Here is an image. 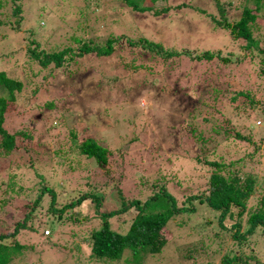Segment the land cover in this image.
Wrapping results in <instances>:
<instances>
[{"label": "rangeland", "instance_id": "obj_1", "mask_svg": "<svg viewBox=\"0 0 264 264\" xmlns=\"http://www.w3.org/2000/svg\"><path fill=\"white\" fill-rule=\"evenodd\" d=\"M14 1L1 0L0 70L23 65L30 38L38 42L39 50L59 51L70 45L73 52L79 51L78 36L83 40L94 38L100 44L110 34L124 38L117 40L110 55L73 56L60 68L49 64L35 78H29L31 94L26 96L23 92L12 101L14 109L7 117L8 126L31 131L33 150L29 151L36 160L29 167L24 152L0 157V224L18 220V206H22L26 196H33L41 184L53 186L58 192L54 204L57 208L70 201V193L85 190L88 178L102 180L106 175L96 168V162L77 155L73 146L88 136L107 149V158L117 169L111 183L128 198H144L149 193L142 188L144 182L159 178L166 181L179 206L191 207L187 195L198 193L207 176L216 171L215 166L201 159L205 154L217 162L218 155L239 159L240 163L232 165L251 173L258 182L264 177L263 54L255 46L246 49L245 39L233 37L229 27L218 23L235 22L244 0H219L222 12L216 0L138 1L139 6H151L148 10L133 9L126 0ZM16 4L21 21L14 30L16 16L12 8ZM166 6L167 10L156 12ZM263 13L258 12L250 24L253 36L264 37V17L259 15ZM26 29L30 38L24 36ZM128 37L132 41L145 38L153 48L123 44ZM258 39L264 49V38ZM159 48L174 54L156 55ZM203 51L216 56L201 60L192 57ZM222 58L228 60L224 62ZM31 69L36 71V66ZM15 76L24 80L19 77L21 74ZM239 91L247 92L249 97ZM186 122V132L179 129L177 135L174 126ZM192 127L196 134L211 136L210 141L201 140L203 151L190 138ZM233 129L240 136H248L257 148L240 140ZM248 152L253 153L252 160ZM10 165L15 176L20 175V184L30 176L38 179L36 169L43 173V180L25 190L26 186L18 189L14 185V197H9L4 192L8 187L4 180L12 178ZM228 171L219 169L224 175ZM262 185L258 184L251 194L249 204L260 195L259 190H264ZM105 190L102 209L118 206L114 190L109 186ZM86 204L54 213L48 209L47 195L28 218L29 227L18 232L22 255L10 264H133L125 262L128 249L117 260H97L90 255L88 237L100 219L92 205ZM192 204L193 210L177 213L168 220L162 229L167 241L160 252L134 253L135 257L131 253L132 261L196 264L211 256L210 261L218 264L232 240L215 226L216 218L202 202L195 199ZM132 215L129 211L114 216L110 225L125 231L126 219ZM207 219L211 221L208 223ZM214 231L219 232L220 239H213ZM203 243L210 244L206 258L194 257L200 252L194 249ZM213 247L217 249L213 251ZM239 248L235 253L245 262L264 264L263 232L248 236Z\"/></svg>", "mask_w": 264, "mask_h": 264}, {"label": "trees", "instance_id": "obj_2", "mask_svg": "<svg viewBox=\"0 0 264 264\" xmlns=\"http://www.w3.org/2000/svg\"><path fill=\"white\" fill-rule=\"evenodd\" d=\"M11 1L15 2L14 0ZM138 1L140 0H126V3L133 9L148 10L151 8V6H139ZM244 2L245 3L241 6L243 8L241 15L235 22L229 23L224 20V22L218 21V23L222 26L229 27L230 34L233 37H241L245 39L246 49H251V47L255 46L256 49L262 52L264 59L263 44L259 42L258 39L264 37L253 36L250 30V24L253 23L258 16V12L261 10L264 11V0H244ZM1 5L0 0V6ZM16 5L12 8L14 11L13 15L16 16L15 24L12 25V29L14 30L18 29L17 26L21 21V16L18 14L19 6ZM216 5L222 12L223 7L219 0H216ZM160 10H167V6L157 9L156 12ZM41 14L42 13H38L37 15L41 16ZM259 15L264 17V13ZM24 36L26 38L29 37L27 29L24 30ZM81 38L82 37L79 36L76 37L77 41L81 42L79 51L76 52L72 51L70 45H64V48L59 51H49L44 48H40L39 50L37 48L38 42L33 38H30L29 45L23 53V56L27 57V60L23 62V65L14 64L10 69L0 70V89L2 90V93L0 94V157H9L24 152L26 158L29 160V167H32L36 160L32 157V154L29 151V149L33 150V135L31 131L22 127H15L16 129L13 127L10 128L7 121V117L12 114V110L14 109L12 101L18 98L23 92L26 96L31 94L28 87H30L29 82L32 77L35 78L42 68L47 67L51 63L56 68L64 66L73 56H81L83 54L91 53H94L93 55L97 57L110 55L114 52V47L118 42L117 40L119 39L121 41L124 36H113L110 34L103 44H100V42L96 41L94 38H87L86 40ZM122 43L134 44L133 46L137 45L142 49L148 50H152L153 48L151 42L147 41L145 38L132 41L130 37H128ZM159 52H161V54L166 52L165 55L174 54L173 52L164 51L159 48V50L155 52L156 55ZM20 54L22 55V53ZM184 54L191 56V53L188 51H185ZM215 56L216 53L203 51L201 54L193 55L192 57L195 60H201L204 58L212 59ZM241 57L243 56H240V58ZM227 60L228 58H222V61L224 62ZM33 65L36 66V71L31 69L33 68ZM15 74H21L22 76L19 77H22L24 80H21V78H18ZM238 94L249 97L247 92L239 91ZM231 98L235 99L236 96H232ZM208 113H210V111ZM205 119L207 120L208 118L205 117ZM212 126L214 128L212 131L216 132V128L214 125ZM185 127L188 128L187 122L180 124L177 127L174 126L173 131L179 135V129L182 133L186 132ZM189 131L191 134L190 138H194L193 141H197L199 143L198 146H201L199 149L203 151V141H210L211 136L208 135V137H203L201 133L196 134L193 127ZM233 131L240 140L252 144L257 148V144L252 143V140H250L248 136H240L234 129ZM73 146L77 155L95 161L97 165L96 168L101 170L106 176L100 181H91V179L88 178L85 182L88 187H86L85 190H82L81 192L75 190L72 193L74 195L68 192L70 193V196L68 195L70 201L57 208L54 204L56 203L58 192H56L53 186L49 187L47 184H41L40 188L33 196H26L25 199L22 200V206L20 205L17 208L19 219L9 224H0V264H10L14 258L22 255L23 245L20 244L17 234L21 229L29 227L26 223L28 218L32 215L35 207L42 203L47 195L48 209L54 213H60L66 207H77L82 203L92 205L95 216H97L100 221L98 227L91 229L88 240L90 244V255L97 260L102 258H108L111 260L120 259L123 251L128 249L130 252H128L129 256H127L128 258L125 259V262L137 264L132 261L131 253L135 257L134 253L144 255L160 252L167 241L162 229L167 225L168 220L177 213L193 210L191 209L193 205L192 203L197 199L208 208L210 213H213V217L217 220L215 226L224 231L223 234L227 233L232 240L227 251L224 252L219 259L218 264H236L239 262L250 264L245 262L240 254L235 253V251L240 250L239 247L243 246V243L248 236L258 231L264 233V190H259L260 195L256 197L251 204L248 203L249 198L253 199L251 198V194L258 189V184L264 185V177L258 182L257 178L251 173L232 165L240 163L239 159L231 160L229 158L226 159L222 155H218L217 162L208 159L206 154L204 156L201 155L200 157L203 162L215 166L216 171H213L207 176L204 188H201L198 193L187 195L186 200L191 203V207L187 208L178 205L177 198L173 193L169 192L166 181L159 178L144 182L142 188L149 191L144 198L126 197L120 189H117L111 183L112 180H115L117 169H115V167L112 166V162L108 160V151L105 147L101 146V144L91 136L86 137L80 142H74ZM247 156L251 159L250 156H253V153L248 152ZM200 157L196 156L197 159H200ZM220 168H228L229 171L224 175L219 173ZM10 169V178H12L10 181L4 180L8 185L4 192L9 197H14V195L11 194V192H14L15 190L13 189L14 185H16L18 189H23V186H26L23 189L25 190L27 187L33 186L36 183L40 184L43 180V173H39L36 169L35 175H37L38 179L35 176L32 179L30 176L29 179L25 181L27 185L25 183L20 184V175L17 174L15 176L16 173L13 172L12 165H10ZM107 186L114 190L113 193L115 194H112L118 206L110 207L109 209H102L101 206L107 196V193L105 192ZM29 191L31 194L32 188H30ZM129 211H132L133 215L129 219H126L125 223L127 224V228L125 231H118L110 225V219L112 217L127 214ZM209 221L211 220L207 219L208 223ZM46 233H48V231ZM218 237L219 232L214 231L213 239ZM219 243L217 245H221ZM209 245L210 244L203 243L200 244L198 248L196 247L194 250L197 252L198 249H200V252L194 255V257L199 256V258H206L205 254L209 253ZM216 249V247H213V251ZM210 257L211 256L202 261L199 259V262L196 264H213L210 261Z\"/></svg>", "mask_w": 264, "mask_h": 264}]
</instances>
